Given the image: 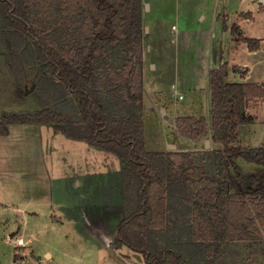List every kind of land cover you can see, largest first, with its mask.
Listing matches in <instances>:
<instances>
[{"label": "trees", "instance_id": "obj_1", "mask_svg": "<svg viewBox=\"0 0 264 264\" xmlns=\"http://www.w3.org/2000/svg\"><path fill=\"white\" fill-rule=\"evenodd\" d=\"M142 2L0 0L2 37L24 41L22 60L29 55L31 64L37 62L42 85L52 84L51 101L70 97L74 107L71 116L51 107L2 110L0 136L11 124H51L68 138L116 153L124 162L125 211L113 244L140 252L144 264H225L227 242L263 236L264 196L248 190L257 176L238 159L264 166V146L234 143L237 128L254 121L246 109L251 99L264 97V85L229 82V67L220 63L209 73L210 123L179 116L175 127L193 140L209 130L221 147L146 150ZM230 32L249 50L259 49L260 40L237 25Z\"/></svg>", "mask_w": 264, "mask_h": 264}, {"label": "rangeland", "instance_id": "obj_2", "mask_svg": "<svg viewBox=\"0 0 264 264\" xmlns=\"http://www.w3.org/2000/svg\"><path fill=\"white\" fill-rule=\"evenodd\" d=\"M148 1L152 7L148 13V4L145 6L142 2V14H147L143 27H146L147 32L148 26L150 27L145 37L146 42L151 45L147 60L152 59L158 70L153 72L147 68L143 72L145 91L142 94L141 110L145 149L148 151L174 149L171 145L175 143L192 146L191 139L183 136L181 138L176 127L172 126L179 117L174 114L193 116L210 114L211 93L208 90L209 78L206 67L209 68L212 60V46L216 51L219 50L221 37L224 41L228 39L230 33L227 27L223 30V23H226V20L222 19L223 13H231L228 12L227 5L233 7L237 2L236 0H228V2L225 0ZM148 1L145 0L147 3ZM215 11L222 18L213 23L212 13ZM200 15L205 16L203 21ZM262 22L263 20L257 19L254 24L249 26L246 24L244 30L248 34H253L252 30H255V27H250L263 25ZM227 23L231 24L230 21ZM0 24L3 25L1 17ZM167 24L170 27L173 24L178 28L173 30L177 38L173 39L166 33ZM261 29L264 32V29ZM8 38L10 39L9 47L6 44L8 42L5 35L4 38L0 36V43H3L2 49L0 46V52L5 55V57L0 56V111L4 109L8 112H24L51 107L57 111L61 110L66 116H71L74 107L69 101L70 97L68 101L63 99L52 102V84L44 85L43 83L42 85L43 80L37 62L31 64L29 55L28 62L25 63L22 60L24 41H15L12 34H9ZM145 51L146 47L143 49V54ZM260 57L244 51L238 52L235 58L238 63L250 69L247 75L249 81L264 82V57ZM171 82L175 84L173 87ZM197 85H200L201 90ZM48 87L50 90L47 92ZM159 90L165 91L164 94L170 98L171 103L174 100L172 104L176 111L167 102V114L159 112L160 106L155 107L160 97ZM179 92L184 95L183 99L178 98ZM258 101L255 99L251 104L254 121L238 127L239 137L234 145L264 146V108L259 105L262 101ZM188 117L192 118V116ZM38 127H41L38 123L15 124L10 136H0V264H21L23 259L19 258V255H23L22 248L26 249V252L27 249H31L29 252L34 255L31 257L34 261L38 259L40 264H144L140 252L124 244L118 247L113 244L115 234L111 235L112 246L106 248L107 241L101 236L106 229L105 226L100 228L97 236L90 240L88 236L83 235L82 231L75 229L73 221L64 218L63 212L56 209L55 203L60 200L59 198L54 199L52 207L48 205L51 188L55 196H62L59 182L65 179L60 181L55 178L53 184L49 179L51 171L55 176L60 169L58 162L62 152L48 151L52 146L49 140L51 137L47 135L45 138L42 131L38 132ZM208 134L209 130L206 135ZM55 141L56 138H54V147ZM45 150L48 151L47 158H45ZM95 159L96 166L100 156ZM240 161L245 171H251L256 175L261 174L258 181L250 185L248 190L256 192V198L264 196V172L260 171L263 167L246 160ZM48 166H51L49 171L46 170ZM98 180L100 186L97 188L101 189L103 180L99 178ZM120 193L121 204L124 205L121 190ZM245 198L249 201L252 196L247 195ZM16 207L20 208L22 216L13 210ZM33 212L37 213V216L33 215ZM51 214L56 217H52ZM25 216L28 219H25ZM20 218H23L27 225L21 224ZM106 226L107 230L109 228L112 232V225ZM261 231L263 235L261 238L227 242L225 264H264V225L261 226ZM17 236H21L24 240L31 236L32 241L25 247L17 248L14 242ZM15 250H17L16 253ZM46 253H49V256H46ZM25 259L24 264H34L29 258L27 261Z\"/></svg>", "mask_w": 264, "mask_h": 264}, {"label": "crops", "instance_id": "obj_3", "mask_svg": "<svg viewBox=\"0 0 264 264\" xmlns=\"http://www.w3.org/2000/svg\"><path fill=\"white\" fill-rule=\"evenodd\" d=\"M225 1L228 2V0H225ZM143 2L147 3L145 2V0H143ZM236 2L237 4L233 7H230L229 5H227V8H229L228 12H231V13H228V14L223 13V18L220 17L221 16L220 14L217 15L216 11L215 13H212L213 18L212 17L211 18L214 20L213 23L218 22V20H220L221 18L223 20H226V23H223V25L226 26L227 29H229V32H230V28L232 25H237L244 36L251 37V38H257L260 40L259 49L254 50V51L249 50L245 42L235 41L234 36L230 32L228 39L223 41L221 37L219 50L216 51V49L212 46L211 48L212 60H211L209 68L206 67L207 74H208L207 77L209 78V73L211 69L217 67L220 63L225 62L227 63L229 67L227 81L229 82H253V83L264 85V82H261V81H249L247 79V75H249L250 69L244 64L242 63L240 64L235 60V58L238 55V52L243 53L244 51L247 53L253 54L254 56L258 55L259 58H261L260 56L264 57V32L261 29V28L264 29V4L260 0H236ZM147 4H148V11H147L148 13L149 11H151L152 7L149 1ZM146 15L147 14L145 13L142 14L143 23L145 22ZM204 18L205 16L200 15L201 21H203ZM257 19L263 20L262 22L263 25L261 24L259 26L256 25V26L250 27V28L255 27V30H252L253 34H248L246 30H244L245 25L247 24L249 26L250 24H254ZM228 21H230L231 24H228L227 23ZM0 27H1V24H0ZM149 29L150 27L148 26V32H147V29L145 32H143V39H144L143 47L144 48L146 47V51L143 54V57H144L143 59V70L144 71L143 72H145L147 68L151 69L153 72L158 70L157 65L153 62L152 59L147 60L148 50L151 49V45L148 42H146L145 37L147 33H149ZM165 29H166V33H168L173 39L177 38V35H175L173 31V30H178L177 27H175L173 24H171V27H170L169 24H167L165 26ZM258 29H261V30H258ZM2 30L3 29H0V36L3 35L1 32ZM6 41L8 42L6 44L9 47L10 41H8V39H6ZM2 44L0 43L1 49H2ZM0 56L5 57L3 52H0ZM215 57H216V60H215ZM235 65H237L239 68L235 69L234 68ZM174 76H175V71L173 73V78ZM238 76L241 78H239ZM143 82H144L143 83V92H144L145 91V76H144ZM171 83L173 87L175 84L174 82H171ZM197 87L200 88V85H197ZM208 90L210 93V85H208ZM164 93L165 91H162V90L158 91V94L160 97L157 100L158 102L155 103L156 104L155 107L160 106L159 112L162 114L161 109H163L164 114H167L168 108H166V106H167V102H169L172 105L173 110L176 111V109L173 107L174 105L172 104L174 103V100H172V103H171L170 98H167L166 94ZM178 98L183 99L184 95L181 94V92H179ZM255 99L259 100L258 102L262 101L261 103H259V105H261L260 107L264 108V105H263L264 97L254 98L253 100L249 101L248 107L246 109L247 113L250 115H252L251 114L252 112L251 104L254 102ZM146 102L149 103L148 100H146ZM162 104H164L165 106H163ZM210 109H211V95H210ZM174 115L176 117L177 116H192L195 118L205 117L207 119L208 124L210 123V114L200 115V116H193V115H188V114H185V115L174 114ZM26 124H29V123H26ZM38 125L41 126V127H38L39 128L38 132L42 131V134L43 133L45 134V138L47 135L51 137V139L49 140L52 142V146H50L48 151H50V153L51 151L53 152L55 150H60L62 152L61 159L58 162L59 163L58 166H60V169L57 170V175L53 176V172L50 169L51 175L49 176V179L51 180L52 184L55 178H58V180L60 181L61 179H65V181L62 180L63 182L62 181L59 182L61 183V187L58 186L61 189L62 196L60 195L55 196L51 188V194L47 201L48 205L49 206L54 205L53 203L54 199L59 198L60 200L55 203L56 209L60 212H63L62 215L64 218H67V220L70 219L71 221H73L75 229L77 231L78 230L82 231L83 235L88 236L90 240L93 239L94 236H97L96 234L98 233L100 228H103V226H105L106 229L104 230L101 236L106 239L105 241H107V243L105 244V247L109 248L110 246H112L111 235L112 234L114 235L116 233L117 225L124 216V205L123 203L121 204L122 200H121V195H120L121 194L120 193L121 169H122L124 162L114 152H110V151L101 149L99 147L89 145L85 140H74V139L66 137L62 132L55 130L51 124L47 125V124L40 123ZM243 125H240V126H243ZM13 126H15V124H11L9 126V132L7 135H4L5 137H8L11 135ZM172 126L175 128L174 124ZM35 131L37 132V130ZM183 137L189 138L187 136H183ZM54 138H56L55 147L53 146ZM64 138L66 139L65 141L62 140ZM181 138H182V135H181ZM191 141H192L191 142L192 146L181 145V143L178 145L175 143V144H172L174 149L167 148L163 151H169V150L194 151V150H203V149L221 147L219 143H215L212 141L210 131L208 135H205L200 140L191 139ZM144 145H145V141H144ZM244 147H249V146H244ZM250 147L254 148V146H250ZM257 147H260V146H257ZM48 151L45 150V155H46L45 158H47ZM97 156H100V159L97 160V164L95 166V163H96L95 157ZM62 158L64 160H62ZM240 160L241 159H238V163L239 162L241 163ZM50 167L48 166L46 170L49 171ZM262 167L263 168L260 171L264 172V166ZM260 175L261 174L259 173L256 175L257 181H258V178L261 177ZM98 178L103 180V186L101 187V189L97 188L100 186V183H98L99 182ZM74 183H75V186H74ZM13 210L17 212L18 215L22 216L21 215L22 211L20 210V208L16 207ZM33 215L37 216V213L33 212ZM51 216L56 217L53 214H51ZM26 218L28 219L27 216H25V219ZM20 223L23 225L25 224L27 225V222H25L23 218H20ZM106 225H112L113 227L112 232H110L109 228L107 230ZM28 238H30L31 239L30 241H32L31 236H29ZM14 242H15V238H14ZM29 251H31V249H27V252H26V249L22 248L21 252H23L22 253L23 255H19V258L22 257L23 259L21 264H24L25 258H26L25 259L26 261H27V258H29L30 260L33 259L31 256H34V255L32 254V252L30 253ZM16 252L17 250H15V253ZM46 256H49V253H46ZM36 260H37L35 261L36 264H40V261L38 259Z\"/></svg>", "mask_w": 264, "mask_h": 264}, {"label": "built area", "instance_id": "obj_4", "mask_svg": "<svg viewBox=\"0 0 264 264\" xmlns=\"http://www.w3.org/2000/svg\"><path fill=\"white\" fill-rule=\"evenodd\" d=\"M180 97V96H179ZM30 238L23 239L21 236L15 237V245L17 247H25L28 242H30Z\"/></svg>", "mask_w": 264, "mask_h": 264}, {"label": "water", "instance_id": "obj_5", "mask_svg": "<svg viewBox=\"0 0 264 264\" xmlns=\"http://www.w3.org/2000/svg\"><path fill=\"white\" fill-rule=\"evenodd\" d=\"M260 1L264 4V0H260ZM144 5L146 6L147 3H144ZM144 30H146V27H144ZM161 111H162V114H163V113H164V110L161 109ZM171 147H173V145H171ZM207 147H208V146H207ZM31 261H33V263L36 264V262H35L33 259H31Z\"/></svg>", "mask_w": 264, "mask_h": 264}]
</instances>
